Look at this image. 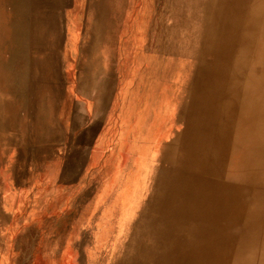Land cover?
Here are the masks:
<instances>
[{"label": "rangeland", "instance_id": "1", "mask_svg": "<svg viewBox=\"0 0 264 264\" xmlns=\"http://www.w3.org/2000/svg\"><path fill=\"white\" fill-rule=\"evenodd\" d=\"M94 1L111 8L113 18L116 4L129 15L123 48H119V36L126 28L120 35L118 28L116 38L112 34L105 42L119 44L112 48L107 110L108 65L102 62L98 47L89 81L95 93L94 112H84L86 96L80 98L81 105L76 100L74 105L67 95L71 73H66L62 63V40L65 14L75 0H32L31 78L26 75L22 84L10 81L7 88L13 83L18 93L3 95L7 105L0 106V186L4 181L7 187L14 178L16 163H26L43 174L59 168L56 154L71 149L75 134L79 156L75 181L80 191L79 204H75V241L67 239L68 231L47 235L40 224L14 229V223L22 219L18 215L8 236L11 216L7 204H0V264H145L152 260L180 264L179 245L188 251L197 240L193 228L197 217L177 219L175 227L166 224L160 206L163 197L168 200L170 196L164 192L173 182L192 190L196 180L212 169H220L228 186L224 212L238 201V210H243L241 221L246 224L242 189L254 178L248 167L243 169L248 140L240 104L248 86L251 89L262 81L254 75V66L264 59V0ZM136 25L140 51L134 44ZM107 30L105 26L98 35L106 36ZM123 50L126 58H120ZM74 109L75 129L70 128ZM91 115L95 128L84 129ZM99 123L102 126L96 129ZM181 132L186 138H179ZM138 179L142 189L134 192ZM244 196L250 200L252 194ZM244 232L226 240L225 229L220 255L209 252L214 255L212 262H264L263 233H254L248 226ZM147 250L153 252L150 258L143 254ZM66 252L74 255L65 256Z\"/></svg>", "mask_w": 264, "mask_h": 264}, {"label": "crops", "instance_id": "2", "mask_svg": "<svg viewBox=\"0 0 264 264\" xmlns=\"http://www.w3.org/2000/svg\"><path fill=\"white\" fill-rule=\"evenodd\" d=\"M117 5L113 13L115 14L114 18L111 8L107 9L102 1L95 4L94 0H75L65 14L62 63L66 66V73H71V85L68 86L67 95L72 97L74 105L75 100L78 105H81L80 98L83 99L86 96L82 105L86 107L84 112L90 114L94 112L95 108V93L89 84L95 48H99L102 62L105 66L108 65L106 67L108 76L105 74V79H108L105 82V85H108L105 90V96H108L106 111L110 105L111 97L109 81L112 72V48H118L119 44H121L119 48H123L122 38L127 40L129 35L127 9L120 8L121 4L117 8ZM108 6H112V4ZM116 14L119 19L116 18ZM113 23L114 28L112 29ZM123 24L125 25L121 28ZM105 26L109 35L101 37L102 35H98V30L101 34ZM137 26L134 31V44L136 50L140 51L142 45L138 38ZM118 28L119 35L122 29L126 28L125 31L123 30V35L119 36V44L107 45L106 39L110 41L112 34L116 38ZM125 51H120V58H126ZM31 59L32 0H0V106L7 105L2 102L3 95L12 97L13 93H18L19 87H15L13 83L9 89L7 88L10 81L20 80V84H22L21 82L26 80L25 77L31 78ZM72 113L73 124L70 128L75 129V109L72 110ZM101 126L102 124L99 123L96 129H100ZM86 128L92 130L95 128L93 116L84 127V129ZM92 135H95V130ZM98 139L100 141V135ZM71 143L72 147L68 152L56 154V160L61 161L60 167L56 170H47L43 174L42 171L37 172L28 168L26 163H16L17 173L14 178H10L9 183L6 182L7 187L2 180L0 204H7V211L11 216L7 226L8 236L19 225L25 227L30 224L37 227L40 224L39 229L47 235L54 236L61 231L63 233L68 231V234L71 235L67 239L75 241V204H79L80 199L79 181H75V161L79 160L78 154L75 153V134ZM141 175L138 177L142 178ZM136 184L139 188L137 186L134 192L142 189L140 187V184L142 186L141 179L136 180ZM21 211L23 213H20ZM17 215L22 219L20 222L14 223L13 229V219ZM71 255H74L73 252L65 254V256Z\"/></svg>", "mask_w": 264, "mask_h": 264}, {"label": "bare ground", "instance_id": "3", "mask_svg": "<svg viewBox=\"0 0 264 264\" xmlns=\"http://www.w3.org/2000/svg\"><path fill=\"white\" fill-rule=\"evenodd\" d=\"M255 21H256V18H255ZM231 31H234V30H231ZM256 61H259V60L256 58ZM254 68H255L254 75L258 76V78L261 79L262 81H259V83L257 84L255 83V85L252 84L251 89H250V85L248 84L249 85L248 90L246 89V91L242 94L243 95L241 98L242 103L240 104L242 106L244 115L246 116V118H248V119L245 118V120H247L245 123V126L247 128H246V131H243L244 138L247 137V140H248V146L247 147L245 146L246 154H245V159L243 162V166H244L243 169L248 167L250 170L251 176L254 178V180H251L248 183H245L242 189V195H243L242 201H247L245 202L247 207L245 209V213L243 216V218H245L246 227L244 225V222L241 221V218H242L241 215H243V210L241 212L240 210H238L239 208L238 206L240 205L237 203L238 201L234 204L233 208H231L230 210L229 209L226 210L227 212H224V208H225L224 198L227 197L228 186H225V183H224L225 179H223V176L220 174L219 172L220 169L211 170L207 166L208 169L211 170L208 172L210 174L208 176L203 177L200 181L196 180L195 182L196 184L194 185L196 188H192V190H187L183 188L182 186L174 184V182L170 183V188H168V190L164 192L165 193L164 196L168 194L170 196V199L165 200L163 197L164 204H161L160 206L162 209L163 216L166 218V221H167L166 224H169L175 227L177 225L176 223L177 219L178 220L185 219L184 217L186 216L190 217V219L192 216H194V219L195 217H197V221H195L194 222L195 225H193L194 230H196L197 240L194 244H191L190 246L191 250L188 247L189 248L188 251L190 252H188L187 249L185 250V247L182 245H179V247L176 246V248L174 247L175 249H177V247L179 248L181 252L180 259H182L183 257V260L180 261V264H182V261L185 262V264H214V262H212V259L214 258V255L216 254H217L216 256L220 255V253L218 252V248L222 247V245L221 246L219 245L222 244L223 242V237L225 235V229H227L226 240L228 239V237L230 238L237 237L240 231H241V234H245L246 232L244 231L248 226L254 229V233L258 231L263 233L262 240L264 242V160L262 159V157H264L262 155L264 153V59L261 60L260 62H257ZM253 82L255 81H252V83ZM256 86H259V89L257 91H254ZM230 97H231V94H230ZM184 135H185V132L184 134L183 132H181L179 138L183 137ZM184 137L186 138V135ZM210 160H211V157H210ZM174 176L176 175L174 174ZM190 192H191V198L188 199V195L190 194ZM245 194H247V197H249V194H252V196H250V200H248V198L244 196ZM188 210H190L191 212L189 215H187ZM216 213L218 214L215 215ZM224 225L227 226V228L223 227ZM242 226H243V230H240V227ZM177 231L178 229H176L174 232V240L176 239L175 234ZM233 231H236V232H233ZM229 232H231L233 236H230ZM262 250L264 252V246ZM210 251H212L214 255H210L209 254ZM152 253H153L152 250L150 251L147 250L143 254L145 257L150 258ZM163 261L165 262V259ZM155 263L156 262L152 260V261L146 262L145 264H155ZM260 264H264V262Z\"/></svg>", "mask_w": 264, "mask_h": 264}]
</instances>
